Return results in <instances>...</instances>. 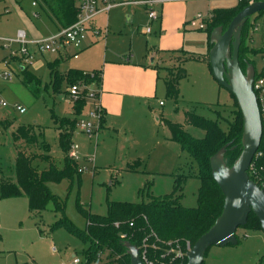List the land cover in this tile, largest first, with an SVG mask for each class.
I'll use <instances>...</instances> for the list:
<instances>
[{"label":"rangeland","instance_id":"obj_1","mask_svg":"<svg viewBox=\"0 0 264 264\" xmlns=\"http://www.w3.org/2000/svg\"><path fill=\"white\" fill-rule=\"evenodd\" d=\"M236 1L175 0L174 13L178 18L182 15L184 18L176 28L174 16L170 18L167 24L171 27L169 32L172 34L169 33L163 38H159L164 30L160 31L158 20L147 24L144 4L134 0L120 3L121 5L113 7L106 14L108 18L105 34L102 32L100 36L93 37L92 43L79 51L78 58L70 55L60 61L59 70L62 72L67 68L90 70L105 66V73L113 71L114 75L119 71L110 67L125 63L127 58L131 64H145L146 68H150L151 54L148 53V48L151 46L162 49L180 47L186 52L167 51L156 54L153 58L159 77L154 82L151 94L148 97L128 98L129 111L122 113L127 116L134 113L132 117H139L134 124H124V128H116L113 124L117 122V116L111 114L106 117V121L114 130L99 125L96 135L88 136L77 125L73 128V145L68 153L76 159L79 175H75L72 180L48 181L47 186L63 204L65 216L79 229L85 227L86 218L78 211L76 199L90 212L104 214L107 201H140L147 199V193L161 195L170 192L174 175L178 173L188 174L180 192L179 203L184 206L196 205L199 186V180L195 176L196 165L190 161L180 145L170 139L164 120L178 122L190 135L202 137L204 130L188 122L187 112L211 119L217 118L224 127L226 119L231 117L236 108L235 102L229 91L214 79L206 59L202 60L203 64L193 58L186 61V75L179 81L177 101L165 97L163 77L167 68L179 64L184 56L206 57L209 52L206 33L202 29L190 27L186 21L197 12L206 17L212 8L230 6ZM15 2L28 14V23L19 22L11 0H0V35L13 36L19 27L42 35L57 29V24L52 21L44 7L31 6V0ZM33 10H38L39 15H33ZM248 21L250 25L245 44L258 50L249 55L256 69H259L264 53V12L251 15ZM146 25L150 27L149 31H145ZM175 30L180 31L182 36L178 44L172 46L175 42ZM11 47L15 48L16 45L12 44ZM9 54L10 49L0 47V73L6 69L3 59H8ZM46 57L49 59L52 55ZM10 67L12 75L8 79L0 76V99L7 103L6 106H0V120H13L8 126H0V166L3 175L13 179L16 147L19 145L13 140L15 128L19 124H32L38 132L39 126L42 127L49 153L60 166L63 152L58 145V130L51 115L54 113L72 117L74 111L67 93L68 86L65 87L64 82H61L59 91H53L45 59L37 56L33 64L27 67L39 78V82L33 85L22 82V73L14 64ZM204 71L207 72V77ZM85 85L86 91L81 92L85 95L90 86L96 87L94 84ZM160 100L163 105L158 103ZM98 101V96L87 97L77 120L83 118L96 122L97 118L91 112ZM15 103L25 107V111L20 113L14 109ZM155 116L160 119L155 120ZM124 130L126 133H123ZM22 148L36 153L41 151L37 142ZM134 159H139V163L132 161ZM33 164L39 168L46 166L39 159H35ZM141 189L142 192H139ZM58 216L53 210L51 200L41 211H32L28 208L26 196L0 199V264H17L23 261L33 264H73V257L79 259L75 264H102L106 253L100 254L98 263L94 260L86 263L84 251L87 242L63 226L51 227ZM236 235L238 242L234 244L211 245L204 256L203 264H258L259 258L264 255L263 230L238 227Z\"/></svg>","mask_w":264,"mask_h":264},{"label":"trees","instance_id":"obj_2","mask_svg":"<svg viewBox=\"0 0 264 264\" xmlns=\"http://www.w3.org/2000/svg\"><path fill=\"white\" fill-rule=\"evenodd\" d=\"M40 2L42 7L45 6L47 13L58 27L67 26L76 18L77 7L75 0H40ZM246 4L244 0H237L234 5L212 9L211 15L205 18V27L202 29L207 37V50L212 45L209 40L211 30L219 25L222 26V29H225L236 12ZM263 12L264 9L257 14L260 15ZM249 25L250 23L247 20L241 29L238 49V61L243 72H245L248 63L254 66L250 55L258 51L245 44ZM179 51L186 53L182 48ZM190 58L198 59L200 56L186 55L181 58L179 64L167 68V73L163 77L165 97H169L174 101L178 100L179 81L186 75L184 63ZM245 58L247 61H245ZM205 59L211 71L208 54ZM60 61L61 58L56 57L46 62L53 91L60 90L61 82L65 83V87L77 82L100 86L102 77L100 68L91 71L68 68L62 72L59 70ZM153 68L155 69L156 66L154 65ZM20 71L24 84L33 85L39 82L38 76L27 68H20ZM156 77H159L158 72ZM84 90L86 91V88ZM229 93L235 102L236 108L231 117L226 119L224 127L217 118L211 119L187 112L188 122L204 130L202 137L190 135L178 122L168 119L164 120L169 129L170 139L177 142L180 148L187 153L190 161L196 165L195 176L199 180V186L197 188V203L195 206H184L179 203L180 192L188 174L178 173L174 175L170 192L161 195L147 193V199H141L140 201L110 200L106 202V212L104 214L90 212L76 199V207L86 218V225L83 229H79L68 220L63 211V204L57 195L49 190L47 182L60 181L62 179L72 180L75 175H79L78 163L74 156L68 152L73 145L72 134L73 128L78 121L77 115L81 114L86 104L87 97L84 93L79 98L72 100L71 105L74 111L72 117L58 116L54 113L51 115L53 123L58 130V145L63 152L60 166L55 163L53 156L49 153V145L44 139L42 127L39 126L40 131L38 132L34 130L32 124H19L15 128L13 140L19 145L16 147L14 159V178L4 176L0 166V199L26 196L28 208L32 211H41L46 203L51 200L53 210L59 214L58 218L51 224V227L63 226L69 232L87 242V247L84 251L86 263L91 260L95 261L101 253H106L105 261L102 264H129V254L124 241L128 240L139 248L143 236L152 231L158 237L156 241L157 247L155 250L148 249V251L162 261L163 264H177V260L169 263L167 255H163L166 247L165 242L178 239L179 242L183 243L188 240L192 245L196 238L212 225L222 210L223 194L211 175L210 156L224 146L223 159L227 165H231L242 149L243 118L235 97L231 92ZM103 114L104 112L101 110L99 117L100 126L104 120ZM12 123V119L4 118L0 120V126L3 127ZM34 142H37V146L41 150L40 153L22 148V146L30 145ZM258 150L262 151V155L258 159L259 173L264 177V144L262 142L259 144ZM35 159L44 161L46 166L39 168L38 165H34L33 161ZM249 177L255 180L252 175H249ZM139 192H142V189ZM129 222L132 225H129ZM239 227L261 229L259 219L252 211L248 213L245 224ZM153 240L152 237L148 238V242ZM209 247L206 249L204 256ZM203 261L204 258L201 264H203ZM185 262L186 257H184L181 264H185ZM17 264L33 263L23 261ZM258 264H264V255L259 258Z\"/></svg>","mask_w":264,"mask_h":264},{"label":"water","instance_id":"obj_3","mask_svg":"<svg viewBox=\"0 0 264 264\" xmlns=\"http://www.w3.org/2000/svg\"><path fill=\"white\" fill-rule=\"evenodd\" d=\"M262 9L264 0L248 3L236 12L225 29L216 26L209 35L212 45L208 60L212 75L218 84L233 94L242 114V149L231 165L223 159L224 146L209 158L211 175L223 194V206L212 225L196 238L186 252L185 264H201L206 249L211 245L236 243V229L245 224L250 211L257 216L264 232V191L247 173L261 135L260 116L252 89L255 69L249 63L243 72L238 61L241 29L251 15ZM124 245L129 254V264H145L136 245L128 240L124 241Z\"/></svg>","mask_w":264,"mask_h":264},{"label":"built area","instance_id":"obj_4","mask_svg":"<svg viewBox=\"0 0 264 264\" xmlns=\"http://www.w3.org/2000/svg\"><path fill=\"white\" fill-rule=\"evenodd\" d=\"M76 1V18L75 20L64 27H58L52 33L40 36H29L26 30L19 28L15 31L13 36H2L0 35V47L4 49H10V54L8 59H3V63L6 65V69L2 70L1 77L3 79H8L12 75L11 65L14 64L18 70L20 68H27L29 65L33 64L35 61L36 53L52 54L58 57H65L70 54L73 58L78 56V53L86 44L88 34L99 35L101 31L91 25L95 16L100 12H107L113 6H116L123 2H118L117 0H75ZM135 2L144 4L146 6V12L148 17L147 24L154 20H157L159 13L155 6L162 4L166 0H134ZM247 4L256 0H244ZM35 4V1H32ZM33 15L37 16V12L34 11ZM209 17V16H207ZM200 12H197L195 16L188 20V25L193 28L203 29L205 27V18ZM150 27L146 25L145 31H149ZM102 32H106V27ZM15 44L16 47L12 48L11 45ZM71 50L70 52L68 50ZM262 66L259 69H255L254 79L252 82V89L254 91L255 99L258 106L260 122H261V135L260 142L264 144V53L261 56ZM255 74H257L255 76ZM87 88L84 83L77 82L69 85L67 87V93L71 100L77 99L81 96V92ZM86 97L98 96L97 87H89ZM99 103V102H98ZM162 103L161 101L159 102ZM7 103L0 99V106H6ZM13 108L18 112L22 113L25 111V107L15 103ZM101 113V107L97 104L94 110L91 112L97 120L96 122H91L87 119H79L76 123L78 129L86 132L88 136L96 135L99 126V117ZM259 147V145H258ZM262 151L256 149L254 155L248 165L247 173L252 175L256 184L264 191V177L259 173L258 159L261 157ZM129 225H132L129 222ZM152 237L154 240L148 242V238ZM158 237L154 232H149L143 236L140 243L139 255L145 264H163L162 261L158 260L153 256L148 249H156V241ZM165 248L163 255H167L169 263H173V260H177V264H181L184 257H186V252L190 248L191 244L188 240L183 243L179 242L178 239L165 242ZM79 259L73 257L72 263H78ZM99 262V258L95 260V263Z\"/></svg>","mask_w":264,"mask_h":264},{"label":"crops","instance_id":"obj_5","mask_svg":"<svg viewBox=\"0 0 264 264\" xmlns=\"http://www.w3.org/2000/svg\"><path fill=\"white\" fill-rule=\"evenodd\" d=\"M11 1H12V8L15 10V14L18 16L19 22L20 23H26V22L28 23V20H29L28 14L20 7L19 4H17L15 2L16 0H11ZM32 1H35V4H32ZM117 1L121 2V1H129V0H117ZM30 3H31V6H36V7L38 5L41 6L40 0H31ZM234 4H232V5H234ZM118 5H121V4H118ZM118 5H116V6H118ZM175 6H176L175 0H166L162 4L156 5V9L159 13V17L157 19L159 22V29L161 32H162V30H164L162 33H160L159 38L166 37V35H168L169 33L172 34V32H169L171 27H169L167 24V21L170 18H172L174 16V22H175L174 28L178 27L179 24L183 21V18H184V17H182L183 15L178 18L177 15L174 13ZM113 7H115V6H113ZM222 7H225V6H222ZM112 8H110V9H112ZM212 9H211V11H212ZM34 11L37 12V16H38L39 15L38 10H33L32 14ZM211 11L209 12V15H207V16L211 15ZM4 12H6L5 9H4ZM107 12L98 13L91 23V25L95 28H98L101 31V33H102L103 29L107 26V18H108V16L106 15ZM103 14L106 16H102ZM190 18H192V17H190ZM188 20L186 21V24H187ZM19 28L25 29L26 33L29 36H40V35H42L41 33L31 32L27 28H24V27H19ZM19 28H16V30ZM57 28H58V26H57ZM165 29H169V30L165 31ZM51 31L52 30H50V33H52ZM101 33L99 35H93V34L89 33L87 40H86V44L82 48V50L92 43L93 37L94 38L98 37L101 35ZM14 34H15V32H14ZM174 35H175V42L173 43L172 46H176L178 44V41H180L181 36H182L181 32L176 31V30H175ZM206 39H207V37H206ZM160 46H165V45H160ZM179 49H180V47H173L171 49H162L160 47H155V46L149 47L148 53L151 54V62L149 64L150 68H146L145 64H140V63L131 64V63H129L128 58L126 59L127 61L125 63L119 62L120 64H116V66L114 64L113 66L110 67V68H113L114 71L116 68L119 71V73L115 72L114 75H113V71L105 73L106 67L104 66V68H103V66H100L99 68L102 70L101 84H100V86L98 85L96 87L100 88V90L98 89V100H99L98 104L100 105L101 110H103V112H104V114H103L104 120H103V123L101 124V126L102 127H110L111 129H113V126L109 125L106 121V117L110 116L111 114H115L117 116L116 117L117 122H115L113 124L114 127H116V128H118L120 126L122 128H124V124H126V126L134 124V121L139 119V117L138 118L132 117V115L134 116V113H132L131 116L125 115L129 111V107L127 106L128 105L127 99L128 98L129 99H131V98L136 99V98L142 97V96L148 97L149 94H151L154 82L156 81V78H157L156 77L157 71H156V69L153 68L155 65V62H154L155 60H153V58L156 57V54L160 55V54L165 53L167 51L168 52L169 51L170 52L171 51H179ZM46 55H49V54H47V53L46 54L36 53V57L39 56V57L45 59L46 62L58 57L56 55L50 54V55H52V57L47 59ZM69 56H70V54H67L65 57H60V58H61V60H63L64 58H67ZM36 57H35V60H36ZM78 57H79V54L76 58H78ZM203 59H205V56H203V57L200 56V58H198L197 61H200V63L203 64V62H202ZM185 63H186V61H185ZM185 63H184V67H185ZM99 68H93L90 70H87V69H81V70L91 71V70L99 69ZM78 69H80V68H78ZM185 69H186V67H185ZM204 75H206V77H207V75H208L207 72L204 71ZM0 76H1V73H0ZM161 104L163 105V103H161ZM72 111H73V109H72ZM122 113H125V114L122 115ZM118 117H123V118L118 119ZM159 119H160L159 116H155V120L158 121ZM123 133H126V131L124 130ZM132 161H134L138 164L139 163L138 161H140V160L134 159Z\"/></svg>","mask_w":264,"mask_h":264},{"label":"flooded vegetation","instance_id":"obj_6","mask_svg":"<svg viewBox=\"0 0 264 264\" xmlns=\"http://www.w3.org/2000/svg\"><path fill=\"white\" fill-rule=\"evenodd\" d=\"M248 55H249V54H248ZM245 61H247L246 58H245ZM248 65H249V63L247 64V66H248ZM247 66H246V67H247Z\"/></svg>","mask_w":264,"mask_h":264}]
</instances>
